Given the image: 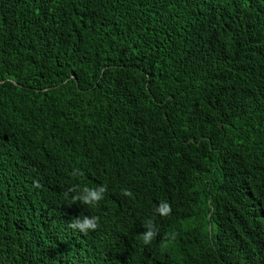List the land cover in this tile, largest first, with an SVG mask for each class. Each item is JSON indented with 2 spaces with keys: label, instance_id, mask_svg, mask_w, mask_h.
Here are the masks:
<instances>
[{
  "label": "trees",
  "instance_id": "obj_1",
  "mask_svg": "<svg viewBox=\"0 0 264 264\" xmlns=\"http://www.w3.org/2000/svg\"><path fill=\"white\" fill-rule=\"evenodd\" d=\"M0 264H264V0H0Z\"/></svg>",
  "mask_w": 264,
  "mask_h": 264
},
{
  "label": "clouds",
  "instance_id": "obj_2",
  "mask_svg": "<svg viewBox=\"0 0 264 264\" xmlns=\"http://www.w3.org/2000/svg\"><path fill=\"white\" fill-rule=\"evenodd\" d=\"M73 179H79L84 176V172L79 168H74L71 172ZM108 187L106 184L90 187L86 183H74L64 193L67 199L75 204L77 202L95 208L105 199ZM121 194L123 196L132 197V192L129 189H122ZM156 213L167 217L171 214L172 208L167 201H161L157 208ZM68 226L81 234L87 235L90 231H96L101 226V220L99 216H86L74 218ZM145 231L140 234L142 244L145 246L151 245L152 242L159 236V228L155 223L154 218H148L143 223ZM166 237L165 239H169ZM167 246V245H165Z\"/></svg>",
  "mask_w": 264,
  "mask_h": 264
}]
</instances>
